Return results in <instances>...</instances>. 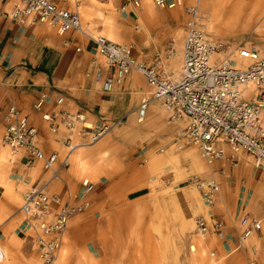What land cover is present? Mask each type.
I'll list each match as a JSON object with an SVG mask.
<instances>
[{
    "label": "rangeland",
    "instance_id": "rangeland-1",
    "mask_svg": "<svg viewBox=\"0 0 264 264\" xmlns=\"http://www.w3.org/2000/svg\"><path fill=\"white\" fill-rule=\"evenodd\" d=\"M196 1L185 0V4L190 6ZM204 1L198 0L200 11L207 24V31L215 41L223 44V51L216 58L220 61L239 60L240 50H247L251 45L259 47L264 54V0ZM91 2L101 7L98 0H91ZM102 7L109 9L113 15L112 18L104 21L103 31L99 32L94 28L86 7H83L81 11L84 29L93 37L107 38L106 36L110 35L117 43L127 44L117 38L118 34L127 30L126 25L121 23L122 19H119L120 22L116 19L122 15L121 7L116 9L115 0H110L108 6ZM142 7L149 12V17H141L140 11L137 13L139 14L140 33L146 39H150L153 34L154 38L161 34L162 39H167L164 46L166 51L160 54L164 57L167 73L177 80L182 70L179 76L175 75L174 70L176 66H181L179 53L183 52L186 13L183 8L158 9L151 1L148 3L146 0L142 2ZM214 10L216 14L210 15V12ZM222 10L224 11L220 14ZM145 20L148 22L147 26H150V23L168 25L165 28L155 29L153 33L147 29ZM168 50L172 51L170 58H167ZM139 54V49L136 48L137 57L142 56ZM96 62L94 70L105 66L103 57L97 56ZM138 74L141 78L139 83L145 87L146 92L143 100L152 99L153 89L146 83L145 78L140 73ZM152 103L159 104L161 113L168 116L165 123L156 124L154 121L156 117L152 119L149 112L145 121L138 123V108L137 114L134 115L135 118L130 115L119 120L117 124H107L109 129L99 142L81 147V150H76L71 156L70 166L63 172L69 168H72L71 171H77L76 177L80 183V189L84 180L97 185L98 178L94 177L96 173L99 177H103V190H106L100 199H95L98 203L96 209L92 207L70 220L58 255V259L63 258L61 264H191L190 258L193 254L190 248L196 246L197 254H200L202 252L199 246L200 241L207 249L208 262L204 261L203 264H237L235 259L238 264H249L251 261L264 264V258L259 252L264 245L258 241L255 242L258 236L249 239L241 249L234 250L233 255L227 257L222 252L224 248L221 241L214 238H203L198 234L196 221L203 218V215L207 217V211L212 209L205 206L201 193L192 184V179L195 177L216 180L220 185V194L215 205L222 201V190L225 183L233 187L237 185V196L242 189V194L249 195L250 199H253L257 190H260L257 202L250 203V206L245 203L247 213L254 215L255 209L262 210L264 213V170H256L250 163V159L246 157L240 158L239 164L230 168L228 163L224 162L207 164L194 147H186L177 152V146L174 145L177 140H172L169 146L168 140L165 139L168 133L167 123H171L165 107L161 102ZM87 125L95 126L92 122H87ZM184 125L185 123L183 127ZM58 137V139L62 138L63 134L60 133ZM75 140L76 143H85L77 135H75ZM52 146L62 156L65 151L63 145L52 142ZM93 147V152H88ZM162 149H167V151L161 153ZM87 152L89 154L86 156ZM6 153L8 158L10 156L14 158L12 162L18 159L0 141V164L10 169L14 164L2 159ZM92 159L96 160V165L90 163ZM247 163L250 166H247ZM34 167L31 185L38 180H42L43 184L49 181L50 175L43 170L41 164ZM209 168L212 171L202 173V170ZM239 172L244 174V178L235 184ZM246 175L249 180L256 178L255 187L251 188L248 183H245ZM61 179L53 183L57 184ZM144 187L147 188L137 192L132 198L145 194L143 198L138 199L142 200L145 206L141 210H134L136 205L134 201L128 202V194L132 190ZM27 190L28 187L15 183L8 189V199L15 206L14 211L4 209L0 203V239L2 240L0 247L5 252L6 250L9 252V260H5L4 264H43L33 248L30 237L32 233L26 227L24 217L20 212L22 195ZM52 192L67 201L62 194L57 193L58 191ZM96 194L97 188L92 196L96 198ZM242 203L240 200V205ZM18 212L20 216L16 219L17 224L12 225L11 229L8 230L1 225L8 216L14 218ZM21 224H23V231L20 239L15 234V230ZM15 239L16 243H11ZM251 241L253 242L250 243ZM212 253H215V257H211ZM58 262L60 264V260Z\"/></svg>",
    "mask_w": 264,
    "mask_h": 264
},
{
    "label": "built area",
    "instance_id": "built-area-1",
    "mask_svg": "<svg viewBox=\"0 0 264 264\" xmlns=\"http://www.w3.org/2000/svg\"><path fill=\"white\" fill-rule=\"evenodd\" d=\"M7 1L13 6L8 16L22 26L43 25L61 36L73 32L93 42L95 54L105 59V66L93 72L94 80L101 85L104 94L113 93L123 86L132 72L140 73L153 89L151 100L163 104L169 121L185 123L175 144L177 151L194 147L207 164L224 162L230 168L236 167L241 157H246L255 169L264 170V54L259 47L251 45L244 49L245 54L240 50V62L216 58L222 53L223 44L215 41L207 31L198 0L190 6L185 4V0H151L158 9L183 8L187 16L183 68L177 80L167 73L162 55L156 54L151 62L143 63L136 58L132 44L91 36L83 26L81 0ZM140 10L141 0H126L120 13L137 17ZM171 54L172 51L168 50L167 58ZM96 63L94 60L93 65ZM48 104L50 98L42 95L32 108L41 113ZM54 104L55 111L43 115L42 119L48 123L53 135L63 134L60 138L65 149L62 156L59 151L46 153L38 129L15 106H10L6 113L5 131L1 138L2 145L14 155H22L26 165L34 167L41 164L50 175L48 183L61 179L76 150L96 144L109 129L95 130L87 126L82 114L63 110V96ZM75 135L85 143H76ZM192 184L200 191L205 206L212 209L220 194L217 181L195 177ZM95 191L96 185L84 180L78 204L64 201L58 194L48 192L45 184L38 182L23 193L20 212L32 233L33 248L43 264L57 263L70 220L93 207L91 196ZM196 227L201 237L215 238L222 245L231 239L223 221L217 217L212 222L200 218ZM239 228L240 234L234 239L236 251L249 239L258 236L263 225L256 218L244 215L239 219ZM259 252L264 258V247ZM211 257H215V253ZM5 260V252L0 249V264Z\"/></svg>",
    "mask_w": 264,
    "mask_h": 264
},
{
    "label": "crops",
    "instance_id": "crops-1",
    "mask_svg": "<svg viewBox=\"0 0 264 264\" xmlns=\"http://www.w3.org/2000/svg\"><path fill=\"white\" fill-rule=\"evenodd\" d=\"M81 1L82 10L83 7H86V12L91 16L90 22L94 25V28L102 32L104 21L113 17L109 9L102 7L108 6L110 0H98L101 7L94 5L91 0ZM125 1L115 0L116 9H119ZM12 7L10 1L0 0V141L5 131V116L10 106L17 107L24 115L29 117L32 126L37 128L41 135L42 148L47 154L55 151L52 142L61 145V141L57 135H53L47 130L49 129L48 123L43 121L42 116L55 111L54 102L61 96L65 97L63 110L82 114L86 122H92L95 125L93 127L95 130L103 129L110 123L117 124L119 120L137 114L136 110L146 94L145 87L139 83L141 78L138 72H132L127 77L124 85L113 93L104 94L101 91V85L95 82L93 77L94 68L96 67L93 62L97 58L93 42L73 32L61 36L43 25L22 26L8 16L12 11ZM139 14L141 17H149V12L143 7ZM139 14H136L137 17L120 15L116 18L117 22L122 19L121 23L126 25L127 29L118 34L117 38L127 44H132L135 51L136 48L139 49V53L143 57H137L135 54L136 58L140 62L149 63L155 54L165 53L166 47L164 46L167 39H162L161 34L160 37L156 36L154 38L153 34L150 39H146L140 33ZM147 24L146 21V26ZM167 25L165 23H150L147 29L154 33L155 29L165 28ZM42 95H47L50 98V104L46 105L41 113H37L32 107ZM149 113L153 117L152 119L156 117L154 119L156 124H163L168 118V116L161 113L159 104L151 103ZM183 124L184 121H180L178 124L177 122L175 124L167 123L168 126H171H167L168 133L165 138L168 140L167 144L169 146L172 140L179 139L178 136L183 129ZM93 150L94 147L88 152H93ZM88 152L85 153L86 156L89 154ZM16 156L18 159L12 162L14 166L10 169L0 164V203L4 206V209L10 211H14L15 206L8 199L7 191L9 187L15 183L29 188L35 168L26 165V160L22 155ZM90 163L96 165V160L92 159ZM94 165L91 166L94 167ZM71 170L72 168H69L63 172L59 183H48L46 181L44 184L48 192L58 191L57 193L62 194L67 201L78 204L80 183L76 177L77 171ZM106 172L110 173L108 170ZM243 176L244 174H241V172L237 173L235 184L239 180L241 181L244 178ZM94 177L98 178V184L96 185V198L91 196L92 209L97 208L96 204L98 203L95 199H100L106 190H103V177H99L96 173H94ZM37 182L43 184L42 180L35 183ZM245 183L253 188L257 181L256 178L249 180L246 175ZM236 187L237 185L233 187L227 183L223 184L222 201L214 205L212 210H209L210 212L207 211V217L203 215V218L209 222H212L215 217L223 221L226 233L231 238L225 245L221 244L224 248L222 252L227 257L232 256L235 252L234 248L237 243L234 239L240 234L239 219L244 215H249L262 222L263 232L260 233L262 236L259 234L258 237L260 236V238H255V242L258 241L264 245V213L259 209L254 210V215L247 213L245 207L246 196L242 194V189L237 196ZM145 188L147 187L130 191L127 197L128 202L143 198L145 194L137 198L132 197H135L134 195L137 192L144 191ZM68 194H70L69 198ZM104 197L106 200L108 199L106 195ZM240 200L243 202L242 205H240ZM247 205L250 206V204ZM19 216V212L14 218L8 216L1 225L9 230L12 225L17 224L16 219ZM22 225L16 227L15 230L18 238L21 237L23 231ZM218 253L221 255L220 251ZM235 260L238 264L237 259Z\"/></svg>",
    "mask_w": 264,
    "mask_h": 264
},
{
    "label": "bare ground",
    "instance_id": "bare-ground-1",
    "mask_svg": "<svg viewBox=\"0 0 264 264\" xmlns=\"http://www.w3.org/2000/svg\"><path fill=\"white\" fill-rule=\"evenodd\" d=\"M148 3L151 1V0H146ZM207 0H205L204 2H206ZM224 10H222L221 12H220V14H222V12H223ZM214 14H216L215 13V10L213 11V12H210V15H214ZM107 38V40L108 41H111V42H114V43H117L114 39H112L111 38V36L110 35H107L106 36ZM241 52H243L242 54H245V51L244 50H242ZM135 54H136V51H135ZM155 57V56H154ZM153 57V58H154ZM152 58V59H153ZM179 58H180V60H181V66H176L177 68H175V70H174V72H175V75H177V76H179L180 75V71L182 70V60H183V52L182 51H180V53H179ZM241 61V57H239V62ZM179 67V68H178ZM238 67H240V64H238ZM153 102V100H151V99H145V100H143V103L139 106V110H138V116H137V121H138V123H142V122H144L145 121V119H146V117H147V114H148V112H149V105H150V103H152ZM88 126V125H87ZM5 149V148H4ZM80 149V148H79ZM81 150V149H80ZM161 151H163L162 153H165L166 151H167V149H162ZM179 151H181V150H178L177 152H179ZM241 158H243V157H241ZM2 159H4V161H10V162H12L13 160H14V158L12 157V156H10L9 158H8V155H7V153L5 154V155H3L2 156ZM250 163H252V162H250ZM247 166H250V164H246ZM168 167V166H167ZM244 167V166H243ZM211 169L209 168L208 170L206 169V170H202V173L203 174H205V173H207L208 171H210ZM212 171V170H211ZM9 186V185H8ZM10 187H12V186H10ZM9 187V188H10ZM258 193H260V190H257V192H256V194L253 196V199H250V197H249V195H246V203L247 204H250V203H254V202H257V199H258ZM252 198V197H251ZM134 204L136 205V206H134V210L136 209V210H141L144 206H145V204L142 202V200H136V201H134ZM207 207V206H206ZM210 239H213V238H210ZM215 239V238H214ZM0 241H2L1 239H0ZM11 243H16V239H15V241H12ZM10 243V245H12ZM13 246V245H12ZM199 246L202 248V252L200 253V254H197V247L196 246H191V248H190V251L192 252V256H191V258H190V262H191V264H203L204 263V261H206V262H208V259H207V249L205 248V246H204V244L200 241L199 242ZM0 249L1 250H3L4 252H5V250L3 249V248H1L0 247ZM5 257H6V261H8L9 260V252L6 250V252H5ZM60 260V264L62 263V260H63V258H61V259H58V261ZM57 261V263L59 264V262ZM91 261H93V260H91ZM56 263V264H57Z\"/></svg>",
    "mask_w": 264,
    "mask_h": 264
}]
</instances>
